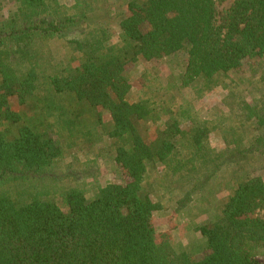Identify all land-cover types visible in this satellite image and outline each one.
I'll return each mask as SVG.
<instances>
[{
    "label": "trees",
    "instance_id": "16d2710c",
    "mask_svg": "<svg viewBox=\"0 0 264 264\" xmlns=\"http://www.w3.org/2000/svg\"><path fill=\"white\" fill-rule=\"evenodd\" d=\"M63 1H0V264H264L255 257L264 254L262 176L244 174L197 226L204 242L195 248L157 232L161 206L147 187L151 168L174 162L182 177L197 168L184 151L208 145L206 125L182 129L172 96L264 65V0L222 11L217 0H75L68 12ZM54 41L67 52L57 55ZM174 55L180 69L146 78L143 97L130 100L128 69ZM262 103L250 112L260 155ZM145 122L163 123L152 143ZM107 140L125 181L87 198L57 162L68 149L97 154Z\"/></svg>",
    "mask_w": 264,
    "mask_h": 264
},
{
    "label": "rangeland",
    "instance_id": "374dc122",
    "mask_svg": "<svg viewBox=\"0 0 264 264\" xmlns=\"http://www.w3.org/2000/svg\"><path fill=\"white\" fill-rule=\"evenodd\" d=\"M110 2L113 4L114 0ZM232 2L217 0L219 10L228 8ZM73 4L75 0H64L63 5L67 8L64 11H70ZM8 5L9 2H3V14ZM113 30L114 40H117V29ZM52 48L57 55L67 52L62 41H54ZM181 61L182 55H174L163 62L147 63L141 60L133 64L128 69L132 84L130 100L137 101L143 97L146 78H150V82L155 76L166 79L170 73L180 69ZM232 74L218 77L210 87H187L176 97L172 96V100L178 98L172 110L181 120L182 129L191 131L196 126L202 127V124L209 129L207 148L200 149V152L191 149L184 151V158L194 156L191 158L197 168L181 177L180 171H173L175 166L171 162L167 167L157 165L151 168L147 175L148 190L161 206L153 216L157 232H169L175 243L185 247L195 248L203 244L204 239L196 230L197 226L216 217L223 200L244 178V174L260 175L264 179V155L251 151L253 137L259 131L255 129L256 119L250 117L252 107L263 104L264 65L248 64L243 72ZM104 120L109 126L110 116L107 113ZM162 124L143 123L144 139L149 143L155 141L158 132L164 129ZM121 144L127 143L123 141ZM105 146L104 149L97 148V154L68 149L57 162L56 171L63 176L62 180L66 178L65 174L71 173V177L65 181L84 187L87 198H92L97 186L125 181L122 170L112 157L113 141L109 140ZM56 200L65 209L57 194ZM183 200H187V203H182ZM255 257L264 260L263 253Z\"/></svg>",
    "mask_w": 264,
    "mask_h": 264
}]
</instances>
